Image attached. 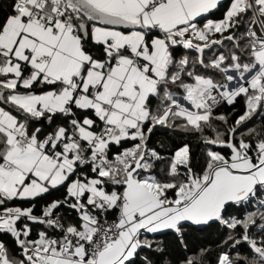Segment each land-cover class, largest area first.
Here are the masks:
<instances>
[{
    "label": "snow or ice",
    "instance_id": "snow-or-ice-1",
    "mask_svg": "<svg viewBox=\"0 0 264 264\" xmlns=\"http://www.w3.org/2000/svg\"><path fill=\"white\" fill-rule=\"evenodd\" d=\"M0 264H264V0H0Z\"/></svg>",
    "mask_w": 264,
    "mask_h": 264
}]
</instances>
